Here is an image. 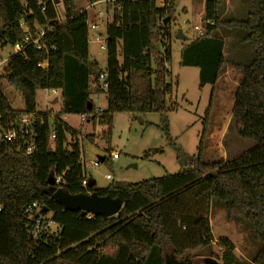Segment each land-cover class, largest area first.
<instances>
[{
	"label": "trees",
	"instance_id": "trees-1",
	"mask_svg": "<svg viewBox=\"0 0 264 264\" xmlns=\"http://www.w3.org/2000/svg\"><path fill=\"white\" fill-rule=\"evenodd\" d=\"M89 4L100 0H87ZM110 1L112 21L105 27L107 64L105 71L88 56V12L63 0L64 18L58 17L52 0H0V46L21 42L25 23L30 31L51 27L44 47L29 46L8 60V74L0 75L20 93L21 110L13 109L0 87V132L24 115L33 116V152L23 142L0 141V264H165L174 256L183 264H195L197 248L212 245L209 205L220 202L229 219L241 218L249 226L259 248L250 264H264V0H249L244 18H221L224 0H204V30L180 50L181 66L199 69V87L214 85L228 64L241 75L234 94L230 125L238 137L253 147L228 160L203 161V134L196 155L174 143L167 114L177 109L167 63L171 48L170 21L176 0ZM43 7V9H42ZM168 18L164 24V20ZM210 20L212 24L205 21ZM242 31L241 42L250 46L246 63L223 55L224 40L217 27ZM46 61L44 68L38 66ZM107 87L101 88L100 74ZM38 89L60 90L55 112L38 111ZM106 95V109L96 110L91 94ZM157 113L168 144L176 151L182 170L139 183L119 182L106 188L88 186L77 141L67 143V134L77 138L63 116L77 114L98 124L109 143L113 114ZM135 118V117H134ZM51 131L54 137L51 138ZM93 140L92 136H89ZM70 145V149H67ZM220 152L222 149L217 146ZM108 158L99 157V163ZM54 186L70 195L88 194L119 198L122 207L110 217L66 210L44 191L49 176ZM86 185H82V181ZM36 202L31 214L26 206ZM51 212L50 223L58 233L46 229L40 213ZM40 226L35 232V220ZM37 236L34 238V236ZM221 253L209 252L223 264H245L234 255L229 240L217 241Z\"/></svg>",
	"mask_w": 264,
	"mask_h": 264
},
{
	"label": "rangeland",
	"instance_id": "rangeland-1",
	"mask_svg": "<svg viewBox=\"0 0 264 264\" xmlns=\"http://www.w3.org/2000/svg\"><path fill=\"white\" fill-rule=\"evenodd\" d=\"M158 2L165 4V0H157V4ZM72 3L76 9L87 10L88 21L95 20L99 23V30L105 39L106 22L112 17L111 9L108 8L111 4L104 0L92 4H89L87 0H72ZM54 7L62 20L65 14L63 0L54 3ZM249 10V0H224L221 18L242 19ZM98 12L102 14L99 19L96 18ZM195 25L204 29V0H176L174 14L170 21L171 36L167 41L171 48V60L167 63L171 73L169 82L173 86L170 97L172 102L177 103V109L167 114L169 133L174 143L189 155L197 154L203 134L204 150L201 159L203 161L228 160L254 145L252 141L238 137L235 129L230 125L234 94L241 75L227 64L213 86L206 84L199 87L198 67L179 64L180 50L196 38ZM178 29L182 31L186 40L176 38ZM216 34L224 40L223 55L226 59L242 63L250 61L252 57L250 46L240 41L242 31L219 26ZM12 53L10 44L0 47L1 57L8 58ZM88 56L91 61L97 63L101 71H105L107 51L100 49L99 44L94 43L90 37L88 38ZM0 87L13 109L24 108L22 97L13 85L2 79ZM55 96L56 98L58 96V100L53 102L56 99ZM90 98L96 110L106 109L105 94H91ZM59 106L60 90L38 89L36 91L38 111L52 113L58 110ZM64 121L77 131L76 140L71 139L70 134H67V143L78 142L85 176L94 180L96 188H106L110 184L119 182L139 183L182 170L176 160V151L163 135L157 113H114L109 143L103 139L101 126L98 124L93 125L91 121L82 122L77 114L66 115ZM89 136H92L93 140ZM217 146L222 149L220 155ZM70 148V145H67V149ZM113 153H117L116 159L112 158ZM99 157H106L108 161L99 163ZM95 162L98 164L95 165ZM107 174L111 176L110 179L105 177ZM51 216L50 211L40 213L41 220L46 224L45 228L55 234L60 231V226L50 223ZM208 218L213 243L205 248L190 251V254L195 253V264H205L204 258H212L210 251L221 253V247L217 243L221 238L229 240L234 247V255L239 261L250 264L259 244L253 239L246 222L237 217L229 219L220 202L216 200L210 202ZM36 237L35 235L34 238Z\"/></svg>",
	"mask_w": 264,
	"mask_h": 264
},
{
	"label": "built area",
	"instance_id": "built-area-1",
	"mask_svg": "<svg viewBox=\"0 0 264 264\" xmlns=\"http://www.w3.org/2000/svg\"><path fill=\"white\" fill-rule=\"evenodd\" d=\"M157 1V0H156ZM107 3L111 4L110 1H106ZM160 6L163 5V2H158ZM43 9V7H42ZM102 14L101 12H98L96 14V18H101ZM112 21V17L109 21L106 22V25L108 23H110ZM208 24H212V21L207 20L205 21ZM20 28L22 29V31L24 32V37L23 40L21 42H17L12 46L13 49V54H18L21 53L25 48L31 46L34 49H41L43 48L45 45L42 41V38L49 33L50 31H52L51 27H37L34 28L33 31L29 30V27L21 22L19 24ZM106 27V26H105ZM87 28H88V38L90 37L91 40L94 43L99 44V48L102 50H106L107 49V45H106V35H105V39L103 38L102 33L100 32L99 28L100 25L97 21L95 20H91L88 21L87 24ZM194 29L196 30V37H202L205 34V30L199 26V25H195ZM91 32V34H90ZM1 47V46H0ZM10 57V56H9ZM8 58H3L0 56V75H6L8 74ZM47 62L43 61L41 63L38 64L39 67L44 68L46 66ZM105 75L103 73L100 74L99 76V80L101 82V88H106L107 87V83L104 81ZM80 120L82 122L85 121V117L84 116H80ZM32 122H33V116L32 115H24L21 118L18 119V121L16 122L15 125H13L12 127L2 130L0 132V141H5V142H23L25 144V152L27 154H30L33 152L34 149V142L32 140V135H33V126H32ZM54 137V132L51 131V138ZM118 157L117 153H113L112 154V158L116 159ZM95 165L98 164V162L94 163ZM107 179H110L111 176L109 174H107L105 176ZM55 183L60 182V177H56L54 180ZM82 185H86V181H82ZM40 209V207L38 206V204L36 202H33L31 204H29L28 206H26L25 208V212L28 214L33 213L34 211H38ZM40 226V220L36 219L35 220V232L38 230Z\"/></svg>",
	"mask_w": 264,
	"mask_h": 264
},
{
	"label": "water",
	"instance_id": "water-1",
	"mask_svg": "<svg viewBox=\"0 0 264 264\" xmlns=\"http://www.w3.org/2000/svg\"><path fill=\"white\" fill-rule=\"evenodd\" d=\"M54 3H58L59 0H52ZM166 18L164 24L166 23ZM176 38L180 40H186L187 38L182 34L180 29L177 30ZM0 39L5 42L0 34ZM57 98L53 100L56 102ZM50 188L46 189L44 192L54 198L62 207L66 210L80 211L81 215L92 214L100 215L103 217H110L118 213L122 207V201L119 198H111L110 196H100L97 194L96 189L88 194H77L70 195L59 189H57L54 184V178L50 175L47 181ZM94 180L91 178L88 181V186H92ZM45 212V209L42 210ZM205 264H223L214 258L206 257L204 258ZM165 264H183L182 261H178L174 256H170L165 260Z\"/></svg>",
	"mask_w": 264,
	"mask_h": 264
},
{
	"label": "crops",
	"instance_id": "crops-1",
	"mask_svg": "<svg viewBox=\"0 0 264 264\" xmlns=\"http://www.w3.org/2000/svg\"><path fill=\"white\" fill-rule=\"evenodd\" d=\"M54 98H56V96ZM57 100H58V96H57ZM63 120H65V116H63Z\"/></svg>",
	"mask_w": 264,
	"mask_h": 264
}]
</instances>
